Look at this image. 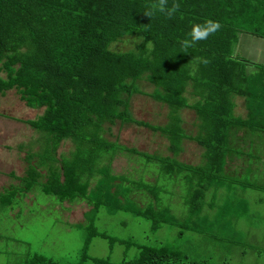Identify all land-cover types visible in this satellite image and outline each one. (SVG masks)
<instances>
[{
    "label": "trees",
    "instance_id": "trees-1",
    "mask_svg": "<svg viewBox=\"0 0 264 264\" xmlns=\"http://www.w3.org/2000/svg\"><path fill=\"white\" fill-rule=\"evenodd\" d=\"M154 3L156 0H0V71L4 74L0 76V96L14 89L27 107L42 109L24 122L43 135L45 146L38 165L45 167L44 179L39 181L42 174L28 162L21 177L27 179L26 190L35 184L58 202L86 200L91 207L84 215L85 225L102 208L108 214L121 211L144 217L152 230L168 223L199 234L187 221L176 222L167 208H158L146 181H128L111 173V158L126 148L105 140L99 132L103 123L135 122L164 134L173 154L181 150L183 138L193 140L203 148L202 164L162 157L171 161L160 166L163 175L182 178L187 185L184 202L188 213L202 215L203 227H211L203 204L197 202L203 190L211 195L210 209L216 219L250 217L246 201L232 190L241 181L226 161L238 155V143L246 139L264 142V65L257 64L255 72L246 73L244 60L232 56V51L238 33L264 38V0H168L169 6L180 4V10L171 19L158 12L150 19L144 12ZM206 20L218 21L221 28L183 51L181 42L189 38L192 25ZM127 35L140 42L122 52L109 49ZM141 80L152 86L149 93L139 89ZM186 92L193 98L190 103ZM134 94L164 104L169 121L162 127L135 121L128 112ZM234 96L243 99L244 118L233 115ZM184 108L193 110L197 118L193 135L185 136L180 126L179 110ZM63 140L71 141L74 149L57 160L53 152ZM125 151L141 154L134 149ZM250 158L254 165L260 162L256 155ZM134 188L146 190L154 204L149 201L139 207L130 196ZM220 224L223 226L222 219ZM92 236L104 237L91 231L76 264H204L167 244L138 245L130 260L91 258L86 249ZM255 252L257 257L263 254L258 249ZM21 264L57 263L33 254Z\"/></svg>",
    "mask_w": 264,
    "mask_h": 264
},
{
    "label": "rangeland",
    "instance_id": "rangeland-1",
    "mask_svg": "<svg viewBox=\"0 0 264 264\" xmlns=\"http://www.w3.org/2000/svg\"><path fill=\"white\" fill-rule=\"evenodd\" d=\"M139 42L132 35H127L110 44L109 49L122 52L132 49ZM260 55L257 60L254 56L250 57L253 61L259 60L258 64L261 65L264 62L260 59L263 54ZM3 75L0 71V76ZM137 85L144 93L152 90V86L142 80ZM185 96L189 103L193 101L187 92ZM233 99L236 103L234 112L242 115L243 99L237 96ZM128 110L135 121L151 126L162 127L169 121L167 107L146 95H132ZM41 112L40 108L27 107L14 89L7 90L0 96V264H21L33 254L50 258L57 264H76L85 237L91 231L103 234L104 237H90L87 256L111 262L133 259L138 245L167 244L204 264H264V163L258 168L250 158L253 155L264 157V154L247 147L255 143L254 139L252 142L246 139L238 143L240 148L237 149L242 153L232 157L234 160L238 156V163L233 161V166L237 167L240 174L236 178L241 181L240 186L246 185L241 188L234 184L232 190L246 201L242 202L247 204L250 217H223L222 226L220 217L216 219L215 211L210 209L211 195L202 190L200 196H197V202L200 206L203 204V212L207 215L205 218L212 224L211 227L204 228V217L190 215L187 211L184 202L187 185L183 179L168 178L160 168L162 162L171 161L169 158L185 164H202L203 148L193 140L183 138L181 150L173 154L167 138L159 131L135 122L116 120L113 124L103 123L99 133L105 140L116 143L123 149L126 148L125 150L141 152L138 156L125 150L116 151L110 161L111 173L123 176L128 181H146L151 185L146 188L154 191L151 193L156 198L155 205L167 208L176 222L187 221L189 226L192 224V228L199 231V234L191 233L181 225L168 223L152 230L151 222L144 217L131 216L121 211L108 214L102 208L97 209L92 223L85 225L84 215L91 207L86 200L58 202L35 184L26 190L27 179L21 178L25 176L29 162L42 174L39 181L44 179L45 167L38 165L39 153L45 146L43 135L24 122L34 119ZM179 115L185 136L195 134L197 118L193 110L181 109ZM262 143L259 141L255 145ZM73 149L71 141L63 140L53 156L59 160L61 156H69V151ZM260 149L264 153V146ZM162 157L169 158L166 160ZM130 196L139 207L146 206L149 201L154 204L152 196L142 188H134ZM255 249L261 250L263 254L257 257Z\"/></svg>",
    "mask_w": 264,
    "mask_h": 264
},
{
    "label": "crops",
    "instance_id": "crops-1",
    "mask_svg": "<svg viewBox=\"0 0 264 264\" xmlns=\"http://www.w3.org/2000/svg\"><path fill=\"white\" fill-rule=\"evenodd\" d=\"M232 53H233V56L236 57L237 59L244 60L245 69L249 71L248 72L249 74H251V73L256 71V65L259 62V60L258 61H256V60L261 56L260 54H263L262 58H260V59H263V62H264V38L256 37V36H253V35H250V34H247V33H238L237 37H236V42H235V44L233 46ZM250 56L251 57L254 56L256 58V60H255L256 62L253 61ZM263 65H264V63H263ZM248 66H250L252 68L249 69ZM239 98H241V97H239ZM233 104H234V106H233V115H234V117L244 118L245 109H244L243 103H242V105H243V111L244 112L242 113V115L236 114L234 112V109L236 107L235 99H233ZM239 132L240 131H238L237 134H239ZM262 146H264V142L262 144H259V145H255V143H254L253 145H248L247 147H252V148H254L256 150V152H260L261 154H264L261 151V149H260ZM237 147H239V145H236L235 152L242 153V152H240L237 149ZM259 158H260V162L255 163V166H259L258 168H260V164L264 163V157L261 156ZM237 159H238V156L234 157V160L232 158L231 161H229V162L226 161V164L229 165L230 171L231 172H235V174H234L235 176L240 175L239 172H238L237 167L233 166V161L237 162ZM239 165H241V162H240ZM243 165H245L244 162H243ZM261 168H263V167H261ZM240 185H241V183H237L236 186L241 187Z\"/></svg>",
    "mask_w": 264,
    "mask_h": 264
},
{
    "label": "clouds",
    "instance_id": "clouds-1",
    "mask_svg": "<svg viewBox=\"0 0 264 264\" xmlns=\"http://www.w3.org/2000/svg\"><path fill=\"white\" fill-rule=\"evenodd\" d=\"M181 5L173 3L171 6L168 4V0H156V3L151 4L148 11L144 12V15L148 18H152L157 12L164 14L167 18L171 19L179 10ZM221 28V24L218 21L206 20L203 24H194L188 33L187 39L181 42V48L183 51H187L193 47L196 43L208 39L209 36L214 35ZM207 64V60L201 61Z\"/></svg>",
    "mask_w": 264,
    "mask_h": 264
}]
</instances>
